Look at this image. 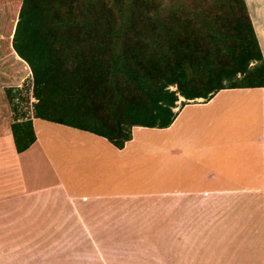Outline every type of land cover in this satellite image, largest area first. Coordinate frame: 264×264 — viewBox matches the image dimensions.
Listing matches in <instances>:
<instances>
[{
    "label": "trees",
    "instance_id": "1",
    "mask_svg": "<svg viewBox=\"0 0 264 264\" xmlns=\"http://www.w3.org/2000/svg\"><path fill=\"white\" fill-rule=\"evenodd\" d=\"M32 72L33 118L107 139L169 128L178 102L264 88V58L245 0H0V60ZM18 153L32 118L11 125Z\"/></svg>",
    "mask_w": 264,
    "mask_h": 264
},
{
    "label": "crops",
    "instance_id": "2",
    "mask_svg": "<svg viewBox=\"0 0 264 264\" xmlns=\"http://www.w3.org/2000/svg\"><path fill=\"white\" fill-rule=\"evenodd\" d=\"M245 2L264 58V0ZM240 90L258 92L256 98L261 101L263 108L258 115L263 132H247L241 137L234 136L235 139L223 136L220 139L221 145L203 147L208 154L204 155L208 163L210 159L213 160V171H208L202 179L200 177L197 182L199 185L187 191L150 189L149 178L144 174L146 172L140 173L139 167V162L143 160L139 154L145 150L146 146L143 145L146 142H141V146L136 145L135 136L137 130H148L144 127H135L132 140L123 149H118L105 138L58 124L56 132H62L61 140H65L64 143L68 141L70 146L65 149L58 143L50 155L38 136L39 130H35L37 119L32 118L36 142L27 151L18 153L11 124L3 122L0 115V217L7 221L16 218L20 222L29 217L30 222L36 221L44 226L42 229L39 226L40 230L50 231L53 228L57 230L64 222L75 221L74 216H80L85 227L74 230L90 233L89 237L81 241L82 246L141 249L128 252L124 260L114 261H111V257L108 259L106 251H103V261L110 264H260L250 250L252 246H247V250L242 247V250L234 253L230 251V246L222 242L185 239L181 238V234L200 230L203 223L210 225L218 216L239 208L240 205L235 207L234 200L263 197L235 189L244 184H257L253 186L254 189L264 186V88L222 90L208 102H191L179 106L174 123L160 131H172L180 115L189 106H213L220 93ZM226 109L222 112L216 109L215 120L219 115H226ZM76 132L84 135H76ZM86 145L87 149L82 151L81 147ZM61 152L66 155L65 159H61ZM164 153L171 158L184 155L183 150L177 146L164 148ZM56 159L60 160L58 164ZM220 160L223 163L219 165ZM255 160H261V163L255 164ZM36 171H47L45 173L51 174L54 182L30 188L29 179L39 174ZM84 176H88V180ZM209 182L214 185H209ZM234 184L236 186L228 187ZM145 223L146 226H161L166 237L156 241L148 234V239L136 240L142 232L154 231V228H142ZM46 224L54 225L45 228ZM1 232L6 233V229ZM103 233L114 238L108 239ZM125 233L135 234L127 238ZM73 244L66 241L64 245L69 247ZM82 255L92 256L90 252H82Z\"/></svg>",
    "mask_w": 264,
    "mask_h": 264
},
{
    "label": "rangeland",
    "instance_id": "3",
    "mask_svg": "<svg viewBox=\"0 0 264 264\" xmlns=\"http://www.w3.org/2000/svg\"><path fill=\"white\" fill-rule=\"evenodd\" d=\"M257 95L258 92L255 91H225L217 96L214 104H212L213 106H189L190 108L180 115L172 131L162 132L160 129L152 130L149 128H146L148 129L146 131H135L138 143L136 145L141 146V142H146V145H143L146 146L145 150L139 154L143 156V160L139 162V167H141L140 173L146 172L144 174L149 178L150 189L193 190L194 187L199 185L197 182L200 177L202 179L208 171V173L213 171L211 167V164H214L213 160L210 159V163H208V159L204 156L208 154L203 147H206V145H221L220 139L223 136H227L226 139H235L234 136L241 137L246 135L247 132L250 134L260 132L261 134L263 129L258 115L263 111V108L261 101H257ZM36 102L30 67L18 60L15 54L0 60V115L3 122L12 125L17 118H33V105ZM182 102L183 100L178 102V108L182 106ZM191 102L197 104L204 102V99L189 101L190 104ZM216 106L217 108H215ZM216 109L219 112L226 109V115H219L218 119L215 120L214 113ZM36 121L35 130H39L38 136L48 154L52 155V150L56 145L58 146V143L61 148L66 149L70 146L68 141L64 143L65 140H61L62 132L61 134L56 132L59 129L58 124L41 119ZM40 125L44 127L41 128ZM65 129V131H68L67 128ZM61 130L63 131V128ZM68 134L70 133L68 132ZM76 135L84 134L76 132ZM217 140L218 143H216ZM175 146L183 150L184 155L171 158V156L164 153V148ZM87 147V145L81 147L82 151L86 150ZM88 152L86 151V153ZM61 153L63 156L61 159H65L66 155L63 152ZM56 160L58 164L60 160ZM220 161H218L219 165L223 163ZM257 161L255 160L254 163H261V160ZM258 166L260 165H256V167ZM45 172L47 171L40 173L36 171V174H39L30 177V188L41 186L40 184L49 185L54 182L52 175ZM84 177L88 180V176ZM208 184L214 185L213 182ZM232 186L236 185H228V187ZM238 186V189L235 190L255 193L252 195L264 197V186L260 185L257 188L259 190L254 189L257 184ZM263 197L261 199L234 200L235 207L240 205L239 208L228 211V214L218 216L215 222L210 225L203 223L200 230L182 232L181 238L222 242L230 246V251L234 253L242 250V247L247 250V246H252L250 250L253 251L254 257L257 256L255 260L260 264H264ZM74 217L75 221L64 222L58 226L57 230L53 228L50 231L40 230L39 226L41 229L44 226L39 225L36 221L30 222L29 217H26L22 222L16 218H10L7 221L5 218L0 217V264H110L103 261V251H106L108 259L111 257V261H114L124 260V256L129 255L128 252L141 250L122 247L98 249L82 246L81 241L86 239L85 237H89L90 233L74 230V228L84 229L85 227L80 216ZM41 220L43 223L44 217ZM53 225L46 224L45 228H52ZM146 227L154 228V231L152 233L144 231L141 233V237H137L136 240L140 238L148 239L146 236L148 234L151 235L152 240L156 241H161L166 237L160 229L161 226L157 224L146 226L145 223L142 228ZM3 229H6V233L1 232ZM25 232L27 233L24 236ZM103 234L108 239L114 238H111L107 233ZM133 234L135 233H125V236L128 238ZM66 241H71L74 246L64 245ZM82 252H90L92 256H84Z\"/></svg>",
    "mask_w": 264,
    "mask_h": 264
}]
</instances>
